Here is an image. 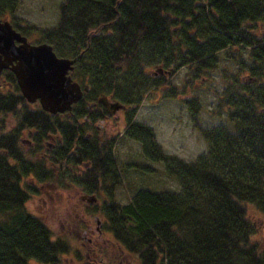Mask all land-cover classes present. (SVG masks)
Returning a JSON list of instances; mask_svg holds the SVG:
<instances>
[{"label":"trees","instance_id":"obj_1","mask_svg":"<svg viewBox=\"0 0 264 264\" xmlns=\"http://www.w3.org/2000/svg\"><path fill=\"white\" fill-rule=\"evenodd\" d=\"M17 7L18 0H0V18H11L22 35L32 33L33 26L13 18ZM39 33L58 56L75 59L70 76L88 90L72 117L52 115L27 103L13 74L1 72L0 264H63L70 243L53 236L26 203L38 186L64 182L90 194L107 191L102 229L137 264H264V243L255 239L249 214L264 221V0H62L56 24ZM219 53L233 67H223L211 112L222 123L202 126L199 98L185 96L205 153L192 161L165 154L152 129L132 119L142 89L184 94L170 75L186 66L188 79L206 78ZM145 57L169 77L145 75L139 67ZM100 94L129 107L125 136L141 143L145 159L162 164L178 192L139 188L127 203L112 199L107 183L118 181L112 143L86 138L79 124L83 101Z\"/></svg>","mask_w":264,"mask_h":264},{"label":"rangeland","instance_id":"obj_2","mask_svg":"<svg viewBox=\"0 0 264 264\" xmlns=\"http://www.w3.org/2000/svg\"><path fill=\"white\" fill-rule=\"evenodd\" d=\"M61 2L62 0H18L13 18L35 28L32 33L25 35L29 43L42 42L39 31L56 24L58 5ZM9 20L11 21V18ZM217 58L216 69L206 78L188 79L186 66L179 67L173 75H170L169 81L173 86L185 88V93L177 94L175 98L166 97V86L142 89L140 102L132 119L152 129L155 141L165 154L192 161L198 155L205 153L206 145L197 130L191 126L187 110L181 102L185 96L199 98L202 105L199 115L202 126L211 127L222 123V119L213 116L211 112L216 103V94H219L223 87L220 78L223 67L227 66L230 70H233V67L223 53L217 54ZM139 61V67L145 68V75L150 77L152 75L150 70H153L150 61L146 57ZM154 76L169 77L163 73ZM185 78L188 80L184 81ZM128 109L129 107L118 110L107 123L102 122L100 127L102 140L112 143L111 150L118 173V181L114 186L107 183L108 189H112V199L120 204L127 203L139 188L178 192L179 186L165 174L162 164L145 159L141 143L125 136ZM23 140L27 142L25 137ZM46 142L53 143L51 140ZM140 163L147 164L154 171H141L133 167L134 164ZM38 189L40 192L27 201V209L41 218L50 228L53 236L65 238L70 243L71 252L63 256V264H83L82 255L88 245L87 239L97 240L99 243L95 226L97 220L100 224V206L108 199L107 191L101 189L97 194L91 195L65 182L62 187L52 183L43 188L38 186ZM249 214L256 227L255 239L264 243L263 218H259L258 214L251 211ZM102 225V223L99 225L100 229L103 228ZM104 238L105 243L112 244L107 231ZM120 256L124 258L122 264H137L136 258L128 253H120ZM28 264H37V262L33 260Z\"/></svg>","mask_w":264,"mask_h":264},{"label":"water","instance_id":"obj_3","mask_svg":"<svg viewBox=\"0 0 264 264\" xmlns=\"http://www.w3.org/2000/svg\"><path fill=\"white\" fill-rule=\"evenodd\" d=\"M74 61L57 56L48 43H29L6 18H0V74L3 70L13 74L26 102H37L50 114L70 111L82 94L79 84L69 75ZM157 72L161 73V69ZM83 90L87 88L84 86ZM98 102L111 112L122 107L119 102H109L105 97L98 98Z\"/></svg>","mask_w":264,"mask_h":264},{"label":"flooded vegetation","instance_id":"obj_4","mask_svg":"<svg viewBox=\"0 0 264 264\" xmlns=\"http://www.w3.org/2000/svg\"><path fill=\"white\" fill-rule=\"evenodd\" d=\"M87 91L82 92L81 98L83 94ZM99 96L98 95L95 100H84V112L79 113V117L81 120L79 124L82 126V130L85 132V137L89 138L91 136H95L97 139L102 140L100 134V127L102 122H106L112 118L117 111L111 112L110 109L103 103L97 102ZM71 106L70 111L66 113H56L53 115L59 116H73V109ZM124 109L123 107L119 110ZM75 114V113H74ZM81 115V116H80ZM53 141V139H51ZM24 142V141H23ZM28 146L29 142L26 143ZM48 148L51 147L47 143ZM83 168V167H82ZM82 168H77L78 171H81ZM34 197V196H33ZM100 224L104 223V219H102V214L99 216ZM99 220H97V226H95L96 238L99 239V243L97 240L92 241L90 238L87 239L88 245L86 249L84 248V252L82 255L83 264H122L124 258L120 256V253H123L115 244L105 243V231L99 228ZM33 261V260H32ZM38 264V263H37Z\"/></svg>","mask_w":264,"mask_h":264}]
</instances>
